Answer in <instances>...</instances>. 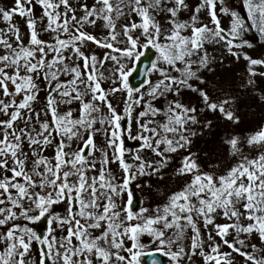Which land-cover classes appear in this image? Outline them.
Here are the masks:
<instances>
[{
  "label": "snow or ice",
  "instance_id": "snow-or-ice-1",
  "mask_svg": "<svg viewBox=\"0 0 264 264\" xmlns=\"http://www.w3.org/2000/svg\"><path fill=\"white\" fill-rule=\"evenodd\" d=\"M32 3L15 0L11 9L0 8V17L8 23L7 29H0V115L6 117L0 119V226L12 221L0 233V264H33L26 257L34 240L41 245L39 264H143L145 256L150 264H161L157 253L168 257L170 264H184L185 258L191 264L196 255L204 264H234L232 253L244 257L246 264H264L260 254L264 246L248 242L253 235L264 242V127L247 136L225 137L233 161L227 166L206 170L196 153L183 155L173 173L186 178L183 186L154 208H137L132 187L143 176L163 179L162 169L172 162V154L191 145L197 135L193 126L201 123L204 111L240 122L234 94L221 89L222 95H213L192 81L205 83L200 73L212 62L206 43L220 44L236 60L248 61V84L264 75L256 67L264 66V59L243 51L252 47L248 32L255 30L264 39V0H242L246 16L227 0H200L189 19L181 17L191 10L187 0H94L91 6L81 4L80 17L70 0H36L47 18L43 30L55 34L51 42L40 38ZM202 11L210 17L211 27L201 19ZM220 13L229 17V26H223ZM15 14L27 17V44L11 23ZM133 14L139 22L117 32V21ZM98 21L108 29L103 37L85 29ZM88 42L111 51L100 59L86 51ZM142 57L149 65L141 85L133 86L129 78ZM108 61L113 65L105 77L107 70L102 69ZM153 73H158L155 81ZM106 78L111 80L110 89L102 86ZM41 81L46 82L47 93L43 113L34 108ZM185 89L198 94L201 108L183 102ZM118 92L126 93L122 112L109 99ZM160 98L163 107L153 103ZM42 114L48 119L41 120ZM101 132L102 145L94 139ZM126 138L141 142V147H126ZM54 141L53 163L42 153ZM144 150L160 159L147 158L141 154ZM116 162L123 171L119 178L109 167ZM61 203L63 215L54 208ZM220 215L228 222L217 223ZM21 218L33 225L46 219L47 234L15 222ZM200 220L204 228L212 226L215 236L209 230L205 240ZM187 229L192 235L186 250L180 241ZM145 235L152 238L154 250L142 242ZM222 245L231 252L222 251Z\"/></svg>",
  "mask_w": 264,
  "mask_h": 264
},
{
  "label": "rangeland",
  "instance_id": "rangeland-1",
  "mask_svg": "<svg viewBox=\"0 0 264 264\" xmlns=\"http://www.w3.org/2000/svg\"><path fill=\"white\" fill-rule=\"evenodd\" d=\"M190 5L191 10H185L181 13V17L183 19H189L194 11L195 6L200 3V0H187ZM70 3L73 7L77 9L76 15L80 17L83 15V12L80 8L81 4L87 3L91 6L94 3V0H70ZM227 3L232 6L235 10L239 11L241 15L246 16V10L243 8L242 0H227ZM15 6V0H0V8L3 9H11ZM33 17L37 20V30L39 32L40 38L46 41L51 42L54 33L44 31V27L47 24V18L44 17L42 7L36 3V0H33ZM220 5L217 6V11L219 12ZM63 11V8H61ZM71 15V13H69ZM223 26L227 27L230 24V19L228 16H225L223 13H220ZM201 19L203 22L208 23L211 27L210 17H208L206 11H202ZM133 21L139 22V17L133 15L121 17L117 21V32L122 30V26L125 24H131ZM11 23L15 24L20 29V35L25 44L28 43L30 38V30L27 27V17H21L19 14H15L12 18ZM8 23L3 21L2 17H0V29H7ZM85 29L98 37H103L107 35L108 29L103 27V21H98L96 25H85ZM140 30H136L134 35H138ZM190 34V30L189 33ZM11 35V34H9ZM246 38L252 44V47H245L243 51H246L253 58L264 59V39H261L258 33L255 30H252L247 33ZM14 39V37H13ZM120 40H123L124 37H119ZM119 47H124V44H119ZM205 49H207L208 55L212 58V62L209 64V69L203 70L200 75L204 77L205 83L201 84L200 81L194 80L192 83L202 89L207 90L209 93L213 95H222L221 89L227 92H231L236 96V114L240 117V122L238 124H233L231 121L224 120L218 113H212L211 111H204L200 115L201 123L199 125L193 126L197 135L192 137V143L188 149H181L178 153L172 154L174 159L168 165V167L162 169L163 179H161L158 175L153 176H143L140 177L137 181H134L132 184L134 190V200L137 203V208L139 206H149L155 207L157 204H162L166 202L167 197L171 194V192L178 190L183 186L185 181V177H180L174 175V170L179 166L180 160L183 155H187L189 152L196 153L199 157V161L203 164L204 168L207 170L212 165H221L227 166L231 164L233 161L229 158L227 153V146L224 144L225 137L229 135L238 134L241 136H247L248 134L259 130L264 127V75H257L253 77V83L248 84L247 81L249 79L248 74V61L241 58L240 60H236L235 57L231 56L226 48H224L220 44L215 43H206ZM86 51L89 53L94 52L98 58L102 59L105 53L110 52L111 50L101 48L92 42H88ZM3 49L0 48V54H2ZM82 63V62H81ZM112 61H108L104 64L105 77L108 76V73L112 70ZM132 67L130 63L128 65ZM258 72L264 73V66H256ZM158 73L152 74V80L155 81L157 79ZM70 76H61L62 80L70 79ZM46 82L41 81V91L39 93V97L37 102L34 104V108L36 111H40L43 113L44 106L46 103V90H45ZM102 86L105 89H110L112 87V83L110 79H104L102 81ZM146 87V86H145ZM247 93V98L242 100L241 93ZM126 97V93H115L113 96H110L109 99L112 101L114 106H117V110L122 112L123 110V100ZM0 98H2V93H0ZM90 98V97H89ZM169 98H175L171 94H169ZM184 103L186 104H195L197 108H201L202 104L200 103V97L197 93L192 92L191 90L185 89L181 93L180 97ZM19 99V98H18ZM153 103L157 107H163L164 100L160 98L158 100L153 101ZM66 106H62V109ZM73 109L77 108V105H72ZM143 109V105L135 109V112L138 113ZM103 111L106 113L107 108L105 107ZM135 116V113H134ZM0 115V119H4ZM41 120L48 119L43 114L40 117ZM147 119V118H145ZM157 119H163V117H157ZM211 121V125H207L206 121ZM123 123V122H122ZM221 124V125H220ZM39 127V125H37ZM97 128H100L101 125L97 123ZM136 132V123L135 119L133 120V133ZM95 142L97 144L102 145L104 143V136L101 133H97L95 136ZM58 140V138H57ZM78 142H73V147L76 146ZM126 147L132 148L133 150L141 147V142L127 139L125 140ZM55 144L56 141L53 142L52 145H49L46 150L42 153L47 156L49 159H53L55 155ZM25 151H28L27 145H25ZM142 155H145L147 158L151 160H159L160 157H157L150 150H144ZM97 155H99L97 153ZM126 159L131 161L130 155L126 156ZM54 163V159H53ZM29 167H31V163H29ZM109 167L113 170L114 174L119 178L123 176L122 169L119 168L118 162L111 163ZM99 168V164L97 165ZM11 175V173H8ZM139 183L142 185L140 189H137L135 186ZM123 199L127 200V193H124ZM55 211L61 215L65 213V205L63 203L54 206ZM16 223L25 224L28 223L30 226L34 227V229L41 234L46 233V219H42L36 224H31L30 222L24 220L23 218L15 221ZM217 223H225L226 221L222 215L217 217ZM12 221L9 222V225L0 226V233L4 232L7 227L10 226ZM199 226L201 228V232L204 235L205 240H207V233L209 230H212V234L215 236V231L212 229L210 225L207 229L203 226V221H198ZM53 228H56V224L52 225ZM57 235L60 233L57 232ZM66 234V233H65ZM171 234V231L170 233ZM192 235L191 229H187L185 233V237L180 241L186 250L190 247V236ZM230 240L234 239L233 235L228 237ZM220 238L216 237L218 241ZM151 237L145 235L142 237V242L149 244V250L155 249V244H151ZM249 243H256L258 247L264 246V242H261L258 236L253 235V237L249 238ZM128 246H130V241L127 242ZM239 246V245H238ZM3 245L0 243V249H2ZM41 245L37 241H33L32 247L29 253V256L26 257L30 259L33 264H39V249ZM222 251L231 252V249H228L227 246L222 245ZM247 251H251V248H247ZM264 255V253H260ZM162 255V254H161ZM234 257V264H246L244 257L240 256L238 253H232ZM168 258V257H167ZM143 259V258H142ZM169 259V258H168ZM184 264H189L187 258L184 260ZM191 264H204L203 258L199 255L193 256ZM250 264V262H247Z\"/></svg>",
  "mask_w": 264,
  "mask_h": 264
},
{
  "label": "water",
  "instance_id": "water-1",
  "mask_svg": "<svg viewBox=\"0 0 264 264\" xmlns=\"http://www.w3.org/2000/svg\"><path fill=\"white\" fill-rule=\"evenodd\" d=\"M152 52H154V51L152 50ZM152 52H146V55L154 58V56L152 55ZM146 65H149V60L142 57L141 62H139L136 65L137 72L133 73V75L130 78V83L133 86H140L141 85V82L144 79L143 74L146 71V67H145ZM156 256L161 261V264H166V259L160 257V255H157V254H156ZM145 264H150L148 257H146Z\"/></svg>",
  "mask_w": 264,
  "mask_h": 264
}]
</instances>
